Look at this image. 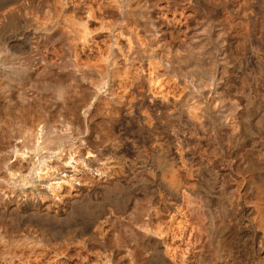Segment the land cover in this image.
<instances>
[{"label":"bare ground","instance_id":"6f19581e","mask_svg":"<svg viewBox=\"0 0 264 264\" xmlns=\"http://www.w3.org/2000/svg\"><path fill=\"white\" fill-rule=\"evenodd\" d=\"M0 77V264H264V0H0Z\"/></svg>","mask_w":264,"mask_h":264},{"label":"rangeland","instance_id":"374dc122","mask_svg":"<svg viewBox=\"0 0 264 264\" xmlns=\"http://www.w3.org/2000/svg\"><path fill=\"white\" fill-rule=\"evenodd\" d=\"M204 64H205V66H207L206 64H207V62H204ZM216 69H217V71H216V75H217V73L219 72V67H218V64H216V66H214ZM205 69L207 70V69H209L210 71L213 69V67L211 66V65H208L207 67H205ZM222 70V69H221ZM206 72H208V71H206ZM213 72V71H212ZM49 85V89L50 88H52L53 86H55V85H57V83L55 82V81H53V84H52V82L51 83H49L48 84ZM50 85H52V86H50ZM12 88H10V86H9V84L7 83V81L5 80V79H3V78H1L0 77V110H2L3 108L2 107H5V105H6V102H5V94H6V92L7 91H9V92H13L14 93V91L13 90H11ZM50 91H51V89L49 90V91H47L46 93H45V95H49L50 94ZM80 104H76V106H75V108H74V111H76L75 112V118H78L76 121V123H77V127L79 126L78 124L80 123L81 125V127L79 126V128H81L82 130L84 129V124H85V126H86V124H87V126H88V128L90 129V137H91V139H92V137L95 135H97V133H99L98 134V136H103V134H106L108 131H109V126L107 125V122H106V120H105V116H104V112H101V111H99V112H97L95 109H92L91 111H90V113L86 116V118H87V121H85L84 122V120H86L85 119V117H84V115H83V110L81 111L80 110V107L78 108V106H79ZM78 109V110H77ZM92 112V113H91ZM79 113V114H78ZM77 115H78V117H77ZM79 119H80V121H79ZM83 121V122H82ZM84 123V124H83ZM80 129V130H81ZM107 129H108V131H107ZM81 130V131H82ZM95 132V133H94ZM106 132V133H105ZM94 136V137H95ZM94 137H93V139H94ZM127 158H130V156H128V152H126L125 154H124ZM130 155V154H129ZM132 157V156H131ZM86 199H83V200H85V201H83L82 202V200H81V202L80 203H78V205H74V207H72L71 208V210H69V213H66V216H64L63 215V217H65V218H63V217H61L62 219L60 220V218L58 219V220H60V222L62 223L61 225H60V222L58 221V223L55 221V220H53V219H51V218H47V219H43V218H41V223H45V221L47 222V223H45V224H43L44 226H46V227H48L49 229H51V231H54V235H56V232H58L57 233V236L59 237L60 235L59 234H61V233H63V231H65V228L66 229H68L69 228V225H70V228L72 227V228H75L76 226H77V229H79V231H86V230H88L89 229V227H88V224L90 223L89 222V220H87L88 218L87 217H85V215L84 214H86L87 213V211H88V213L90 214V213H94V212H98V213H100V211L103 209V204H102V202H100V201H95V200H92L91 198H87V197H85ZM88 201V202H87ZM90 202V203H89ZM86 203V204H85ZM92 203V204H91ZM101 205H100V204ZM81 204V205H80ZM89 205V207H88V205ZM99 204V205H98ZM91 205H92V207H91ZM94 205H96V206H94ZM80 206V207H79ZM94 206V207H93ZM96 207V208H95ZM100 207V208H99ZM75 208V209H74ZM77 208V209H76ZM79 208V209H78ZM88 208L90 209V210H88ZM92 208V209H91ZM94 208V209H93ZM101 209V210H100ZM77 210V211H76ZM83 211V212H81V211ZM92 210V211H91ZM96 210V211H95ZM100 210V211H99ZM72 211V212H71ZM86 211V212H85ZM91 211V212H90ZM85 212V213H84ZM87 213V215H89ZM68 214V215H67ZM70 214V215H69ZM94 215H95V213H94ZM97 215V214H96ZM81 217V218H80ZM83 217V218H82ZM49 219H51V220H53V221H51V220H49ZM86 219V220H85ZM44 221V222H43ZM54 221L56 222V223H54ZM85 221V222H84ZM49 225V226H48ZM60 225V226H59ZM109 225V226H108ZM59 226V227H58ZM63 226V227H62ZM62 227V228H61ZM79 227V228H78ZM104 227V228H103ZM85 228V229H84ZM86 228H88V229H86ZM102 228H103V230L105 229V231H104V235H103V233H102V236H101V238H102V241L103 242H98V241H96L97 242V244H96V242H95V246H97V247H95V250H96V252L97 251H99L101 254H103L102 255V257L104 258L105 256H107V254L108 253H110V255H111V264H124V256H123V254H122V252H121V249H120V247L118 246L119 245V237H118V233H117V223L116 222H111V223H107L106 225L104 224V225H102ZM106 228H107V231H106ZM53 229V230H52ZM84 229V230H83ZM113 233H115V235L113 234ZM56 236V237H57ZM105 236V237H104ZM118 237V238H117ZM118 239V240H117ZM115 242H118V243H115ZM117 244V245H116ZM104 246V247H103ZM102 248V249H101ZM113 253V254H112ZM109 255V254H108ZM122 257V258H121ZM62 261H64V260H62ZM91 263H93V264H98V262L97 261H93V260H91ZM46 264V263H45ZM62 264H76V262H75V260H74V256L71 258V260H68L67 262H65V263H62ZM100 264H104V263H100Z\"/></svg>","mask_w":264,"mask_h":264}]
</instances>
